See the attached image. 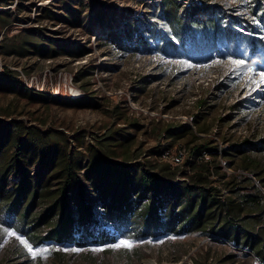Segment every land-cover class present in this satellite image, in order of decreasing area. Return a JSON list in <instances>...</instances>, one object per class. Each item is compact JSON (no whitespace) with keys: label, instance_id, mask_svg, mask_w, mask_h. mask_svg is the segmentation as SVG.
<instances>
[{"label":"rangeland","instance_id":"obj_1","mask_svg":"<svg viewBox=\"0 0 264 264\" xmlns=\"http://www.w3.org/2000/svg\"><path fill=\"white\" fill-rule=\"evenodd\" d=\"M176 1L183 16L189 6L201 12L203 8L206 16L219 12L227 25L241 31L258 29L250 30L263 37L264 21L252 15V0ZM164 2L16 0L7 6L0 1L4 70L23 72L26 78L19 76L23 84L59 98L33 103L0 91V111L7 113L0 118L9 121L10 114L28 125L63 130L72 147L88 154L73 138L83 136L86 145L97 147L100 157L123 165L137 163L146 169L164 162L178 165L180 180L194 171L185 162L193 160L190 151L196 135L219 147L218 161L226 176L212 173L211 178L225 196H232L233 174L249 176L264 192V83L259 76L264 69L247 61L237 66L233 61L240 59L220 51L204 62L167 54L164 44L170 35L160 19ZM3 11L11 14L10 21L2 19ZM50 13L53 20L47 18ZM126 22L132 23L129 29L136 40L153 35L156 46H129ZM25 41L46 46L55 42V53L45 57L9 53ZM168 130L174 135L168 137ZM111 134L117 141L104 152L96 140ZM233 144H244L245 155L263 171L261 181L251 170H244L242 156L230 147ZM224 149L235 156L225 157ZM181 153L182 161L176 163L174 158ZM242 184L245 192L251 191L250 184ZM109 228L116 235L113 241H78L77 234L74 243L35 244L21 231L5 227L0 233V264H262L250 251L202 231L158 234L153 230L142 235V228L132 223L124 235ZM121 240L132 247H111Z\"/></svg>","mask_w":264,"mask_h":264},{"label":"trees","instance_id":"obj_2","mask_svg":"<svg viewBox=\"0 0 264 264\" xmlns=\"http://www.w3.org/2000/svg\"><path fill=\"white\" fill-rule=\"evenodd\" d=\"M0 1L8 6L16 0ZM180 9L176 0H165L162 8L160 19L170 35L164 44L167 54L204 62L220 51L264 69V34L258 38L251 31L258 29L238 30L227 25L221 13L206 16L196 6H189L186 16ZM6 11L2 19L10 21ZM250 11L263 22L264 0H252ZM47 18L53 20V14ZM125 24L128 29L133 26ZM125 36L129 46H156L153 35L136 40L129 29ZM54 45L25 41L9 53L45 57L55 53ZM0 91L33 103L59 100L49 92L29 88L17 70L8 67L0 72ZM8 115L9 121L0 118V233L2 228H15L35 244L74 243L77 234L78 241H113L116 235L110 225L126 235L135 223L142 235L153 230L158 234L202 231L250 251L264 264V192L249 176L233 174L232 196H225L211 178L212 173L223 177L226 173L218 161L219 147L208 139L194 135L193 160L185 162L194 171L180 180L178 165L164 162L149 169L137 163L123 165L100 157L97 147L86 145L85 137H73L78 147H86L85 154L71 146L65 131L45 130ZM167 133L174 135L170 130ZM115 140L111 134L96 141L108 152ZM230 147L242 156L244 170H251L261 181L263 171L245 155L244 144ZM222 152L225 157L235 156L227 149ZM242 182L250 184L251 191L245 192Z\"/></svg>","mask_w":264,"mask_h":264},{"label":"snow or ice","instance_id":"obj_3","mask_svg":"<svg viewBox=\"0 0 264 264\" xmlns=\"http://www.w3.org/2000/svg\"><path fill=\"white\" fill-rule=\"evenodd\" d=\"M243 2H246V0H243ZM233 63H235L237 66H240L244 63V61L237 60V61H233ZM248 71L253 72L254 69L249 68ZM259 76L261 78V83H264V71L259 72ZM13 234L14 233H12V232H8V235H13ZM18 239H19V237H18ZM21 243L24 244L25 247L28 248L29 251H32V248L29 246V244L25 240L21 239ZM111 247H113V248H119V247L130 248V247H132V244L129 243L128 241L121 240L117 244L111 245ZM99 250L100 249H97V251H99ZM33 254H35V253H33Z\"/></svg>","mask_w":264,"mask_h":264},{"label":"built area","instance_id":"obj_4","mask_svg":"<svg viewBox=\"0 0 264 264\" xmlns=\"http://www.w3.org/2000/svg\"><path fill=\"white\" fill-rule=\"evenodd\" d=\"M2 71H4V63L0 60V72H2ZM20 71V70H19ZM19 76L21 77H25L26 78V75L23 73V72H21L20 74H19ZM28 87L29 88H33V86L31 85V86H29L28 85ZM38 91H42V90H39L38 89ZM70 94L73 96V97H79L80 95L79 94H74V93H72V92H70ZM174 161L176 162V163H180L181 161H182V153L181 154H179L178 156H176L175 158H174Z\"/></svg>","mask_w":264,"mask_h":264}]
</instances>
